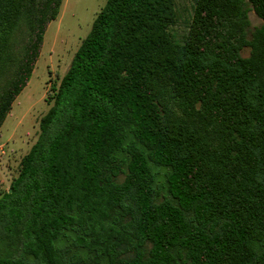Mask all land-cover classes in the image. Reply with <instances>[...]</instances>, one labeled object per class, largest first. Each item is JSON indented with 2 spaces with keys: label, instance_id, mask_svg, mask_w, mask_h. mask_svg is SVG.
Instances as JSON below:
<instances>
[{
  "label": "trees",
  "instance_id": "obj_1",
  "mask_svg": "<svg viewBox=\"0 0 264 264\" xmlns=\"http://www.w3.org/2000/svg\"><path fill=\"white\" fill-rule=\"evenodd\" d=\"M60 4L0 0V126ZM174 17L173 0L98 11L0 195V264H264V25L202 28L198 48Z\"/></svg>",
  "mask_w": 264,
  "mask_h": 264
},
{
  "label": "rangeland",
  "instance_id": "obj_2",
  "mask_svg": "<svg viewBox=\"0 0 264 264\" xmlns=\"http://www.w3.org/2000/svg\"><path fill=\"white\" fill-rule=\"evenodd\" d=\"M106 0H61L57 16L44 32L39 57L27 85L11 104L0 126V195L17 176L20 161L39 134L40 118L52 104L53 87L68 69L81 41ZM175 17L168 27L179 44L193 43L201 48L197 33L202 28L217 30L221 39L261 41L257 31L264 21L256 15L246 0H173ZM200 35V34H199ZM195 40V41H193ZM198 40V41H197ZM242 57H250L251 46L243 45ZM12 80L8 74L0 80V88ZM5 82V83H4ZM158 199L167 195L164 187L166 168L155 167ZM123 175H119L120 182Z\"/></svg>",
  "mask_w": 264,
  "mask_h": 264
}]
</instances>
